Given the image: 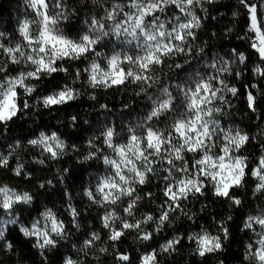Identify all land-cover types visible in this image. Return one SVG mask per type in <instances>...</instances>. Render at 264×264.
Returning a JSON list of instances; mask_svg holds the SVG:
<instances>
[{
    "label": "snow or ice",
    "instance_id": "snow-or-ice-1",
    "mask_svg": "<svg viewBox=\"0 0 264 264\" xmlns=\"http://www.w3.org/2000/svg\"><path fill=\"white\" fill-rule=\"evenodd\" d=\"M209 3L212 0H208ZM241 7L247 10L248 33L254 34L250 47L258 54L264 64V0H239ZM28 6L33 9L35 19L24 20L18 28L21 40L14 45L0 43V55L5 59L0 62V131L7 129V125L14 118H19L30 105L27 98L37 91L35 84L29 81H40L58 72L69 73L64 67L65 61L79 60L82 63L91 59L88 67L74 73L78 79L82 72L87 73V83L92 88L126 87L129 83L140 88L137 95L147 93L161 79L157 71L164 68L187 71L186 66L196 57L206 54L205 48L193 47L198 39L196 30L201 27L202 17L197 15L196 8H203V0H108L107 7L102 8L103 15H92L84 21L85 29L70 35L61 27L69 19L64 0H28ZM178 10V15H168L172 10ZM203 11H207L203 9ZM163 17V18H162ZM2 36V34H0ZM115 38L121 51L113 50V54H101L99 48L107 47ZM243 39V37H241ZM235 59L244 64L248 59L236 49L232 50ZM93 57H102L98 62ZM174 57H183V62L168 63ZM83 58V59H82ZM10 65L21 66L12 68ZM103 65V66H102ZM27 66V67H24ZM209 67L215 74L201 76L193 72L182 84L175 87L178 91L180 103L184 111L177 109L176 96L168 87L160 89L163 98L153 99V107L148 112L143 123L130 126L124 142H115L117 129L107 127L102 133L103 144L112 150V157L104 156L103 163L111 169L110 173L101 177L97 183L95 193L86 191L90 200L97 204L115 206L122 198L127 197L123 212L132 217L119 218V227L114 226L118 219L115 211L106 213L103 227L109 230L108 238L115 244L121 240L127 230H135L139 239L154 240V231H148L142 225L155 224V231L162 226L171 224L173 214L182 213L189 220L184 208V202L190 198L204 196L209 185L213 195L230 201V206H240L242 200L232 191L239 189L246 183V176L250 173L257 177V190H264V156L256 167L249 166V158L243 154V149L250 142V137L239 130L225 131L214 114L223 111L222 104L227 103L226 93L233 97L240 90L229 85L223 78L224 73L230 71L226 62L217 67L213 62ZM255 73L264 77V67L260 65L254 69ZM15 73V74H13ZM237 77L241 73L236 74ZM255 84L251 88H256ZM80 92L69 85L59 87L43 97H37L36 104L44 108H52L79 98ZM95 100V96L89 97ZM248 107L253 111L256 97L252 91H247ZM101 108L107 109L105 104ZM171 115L173 119L164 128L156 126L161 117ZM73 122L76 117H72ZM151 122V123H149ZM31 145H40L52 158L59 151H63L64 142L56 133L46 135L40 132L38 139L28 141ZM93 149L85 159L96 157L102 151L92 141ZM9 157L0 154V168L7 167ZM43 163V161H40ZM21 167L15 169L16 175H21ZM161 172L163 201L157 205L158 215L146 213L140 219L135 218L134 208L141 199L137 194V187L150 183ZM51 184V181H48ZM44 185L42 184L41 187ZM147 196L153 193L149 191ZM33 196L27 192H18L7 185H0V210L9 216H14L15 206L30 204ZM70 215L76 227L78 212L70 206ZM42 216L45 224L34 221L30 227L21 225L20 232L25 237L36 238V247L45 249L55 247V237L63 236L66 232L64 221L58 219L51 209H46ZM219 222V232L211 235L201 230L193 233L187 239L195 241L194 252L200 257L215 254L223 250L224 241L229 238L227 221ZM259 224L264 229V212L259 216L249 217L245 228H252ZM3 230L0 229V240H3ZM98 233L92 232L85 247L94 245L100 240ZM182 238L176 236L161 245V251H175L181 244ZM259 249L250 251L249 255L264 264V232L261 233ZM4 247L12 249L10 242ZM252 249V245L248 246ZM100 252H107V248H100ZM160 252L153 250L143 254L140 264H159ZM119 264H131L130 255L118 251L116 254ZM65 264H76L70 257L65 258ZM223 264V261L220 262Z\"/></svg>",
    "mask_w": 264,
    "mask_h": 264
},
{
    "label": "trees",
    "instance_id": "trees-1",
    "mask_svg": "<svg viewBox=\"0 0 264 264\" xmlns=\"http://www.w3.org/2000/svg\"><path fill=\"white\" fill-rule=\"evenodd\" d=\"M64 4L70 16L61 27L75 36L77 31L86 28V19L92 15H103L102 8L107 7L108 0H64ZM196 12L202 17V21L201 27L196 30L198 39L193 42V47H204L206 54L203 58L196 57L192 60L186 66L187 71L168 68H164L162 72L158 70L156 74L161 79L147 93L137 95L140 88L131 83L126 87L108 89L90 87L86 82L87 73L82 72L78 79L74 73L77 69L88 67L91 59H86L83 63L79 60L58 61L69 68V73L58 72L40 81L28 82L35 84L37 91L31 97L22 95L21 98H27L29 104L35 107H30L22 116L14 118L6 130L0 131V154L9 157L8 166L0 168V185H7L18 192L27 191L33 196V200L30 204L16 205L14 216L0 210V229L4 236L0 240V264H65V258L68 257L76 264H119L116 258L118 251L128 253L131 264H140L141 256L153 250L160 252L159 264H220L221 261L223 264H258V260L252 258L249 252L259 249L258 242L264 229L259 224L245 228V223L250 216L256 217L264 212V190H257L259 180L250 173L242 188L232 190L242 200L240 206H230L227 199L213 195V189L209 185L204 196L184 202L185 211L189 215L194 214L192 220L180 213L173 214L171 224L162 226L159 231H155V224L151 222L142 225L146 230L155 233L154 240L149 241L139 239L137 231L127 230L115 244V248L108 238L109 230L103 227L102 218L106 213L115 211L118 217L114 221L115 227L120 225L119 218L131 222L133 218L123 212L128 198H122L117 205L112 206L97 204L85 194L92 190L99 198V194L95 193L97 183L111 171L103 163V157H112L114 154L103 144L101 133L107 127H114L118 132L115 142H124L128 128L143 123L154 106L149 97L163 98L160 96V89L165 86L177 97L174 103L183 112L175 86L182 84L193 72L201 76L215 74V70L209 67L213 62L217 67L221 66V62L227 63L230 71L224 73L223 78L242 93L235 97L226 93L227 103L221 105L222 112L214 114L215 119L225 131L239 130L250 137V142L242 150L249 158L250 167H256L261 156H264V77L254 71L256 66L264 67V64L250 47L251 39L255 36L248 33L247 10L241 7L239 0H212L211 3L203 0V8H196ZM178 14L175 9L168 13ZM26 19H35L28 0H0V43L10 46L19 42L21 37L18 28ZM112 40L107 47L99 48L102 56L112 55L113 50L121 51L117 47L121 41L114 37ZM233 49L248 57L244 64L235 59ZM4 59L0 55V62ZM92 59L99 62L102 57ZM175 62L182 63L183 57L168 60V63ZM237 73L241 75L237 77ZM66 84L80 92L79 98L50 109L36 104L38 96L43 97ZM253 84L257 87L251 88ZM247 91H252L256 97L254 111L248 107ZM90 96H95L96 99L92 100ZM102 104L108 108H101ZM72 117H76L75 122ZM172 119L171 115L161 117L156 121V126L164 129ZM40 132L46 135L56 133L64 142L63 151L58 150L55 158L42 146L28 143L31 139H38ZM89 141L102 151L96 157L86 160L85 157L93 150ZM18 166H22L21 175L15 173ZM163 175L161 172L150 183L137 187V194L141 199L134 208L136 219L146 213L158 215L157 205L164 199L161 191L164 187ZM149 191L153 193L151 197L146 195ZM70 206L78 212L76 223L79 227L71 223ZM46 209H51L58 219L64 221L66 232L63 236L55 237V247L42 250L35 246L36 238L25 237L20 232V226L30 227L34 221L44 225L46 222L42 213ZM229 215L232 217L227 221L230 235L224 241L223 250L205 257L196 255L195 241L187 237L201 230L211 235L218 234L219 222L226 220ZM92 232L98 233L101 239L95 241L94 245L85 247L84 242L90 238ZM176 236H180L182 240L175 251H161V245ZM5 242H10L12 249L4 247ZM249 245H252V249H249ZM100 248H107L108 251L100 252Z\"/></svg>",
    "mask_w": 264,
    "mask_h": 264
}]
</instances>
